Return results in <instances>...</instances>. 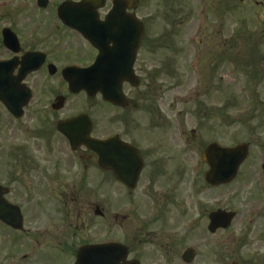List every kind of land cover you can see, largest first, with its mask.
I'll list each match as a JSON object with an SVG mask.
<instances>
[{
	"label": "rangeland",
	"instance_id": "rangeland-1",
	"mask_svg": "<svg viewBox=\"0 0 264 264\" xmlns=\"http://www.w3.org/2000/svg\"><path fill=\"white\" fill-rule=\"evenodd\" d=\"M170 5L175 12L162 17ZM205 6L209 8L207 12L203 8L197 13L201 10L199 0H159L154 5L148 2L147 9L135 11L146 19L147 14H152L147 20L151 29L148 33L160 35L158 42L163 46L160 51L146 53V61L159 71L145 76L146 144L138 139L135 142L147 151L151 142L164 148L167 158L161 160V165L167 168V174H160L157 184L149 189L152 165H147L131 195L101 175L93 181L70 182V191L78 186L81 194L87 195L82 197L83 217L77 225L72 214L62 211V225H36L64 244L62 254L46 249V258L54 255L57 264H73L79 244L113 240L126 245L129 258L139 259L140 264H161L165 250L156 249L162 246L163 235L171 237L173 248H187L194 243L193 264H218V260L233 264L239 259L253 263L264 255V247L257 246L261 243L256 237L252 239L256 227L264 228V0L256 5L208 0ZM196 41L200 42L201 55ZM82 99L71 97L64 113L85 108ZM93 105L92 110L83 111L98 114V103ZM110 109L106 107L102 113H110ZM176 125L184 134H176ZM164 126L170 128L166 130ZM102 127L113 126L104 122ZM105 133L100 130L95 135ZM213 142L223 147L248 143L249 154L233 183L208 189L203 181L207 167L201 163L200 154ZM91 182L95 183L94 190H90ZM111 191L115 195L113 206L109 201ZM154 192L156 196L149 197ZM216 199L221 208L236 214L225 234L206 230L205 210L213 207ZM94 202L106 212V220L93 217V209H86ZM115 212L130 219L127 217L118 229L114 225L109 232L107 225L112 224ZM140 230L152 237H144ZM146 242H152V246ZM50 246L47 243V248ZM149 250V255L156 256L142 257ZM33 263L39 264L37 260ZM238 263L248 262L234 264Z\"/></svg>",
	"mask_w": 264,
	"mask_h": 264
},
{
	"label": "flooded vegetation",
	"instance_id": "flooded-vegetation-1",
	"mask_svg": "<svg viewBox=\"0 0 264 264\" xmlns=\"http://www.w3.org/2000/svg\"><path fill=\"white\" fill-rule=\"evenodd\" d=\"M113 1L0 0L1 206L6 210H12V206L19 207L23 218L26 210L25 216L29 224L33 220V210L39 211L44 205L46 191L55 194L62 204V181L65 179L63 172L66 171L67 163H76L81 167V175L84 172L85 176L90 168L97 167L96 155L85 147L78 146L75 151L66 152L70 150L67 140L62 135V131L58 130V125H62V121L86 113L90 116L91 134L99 129L94 127L95 113L87 111L64 113L66 103L77 95L68 94L67 82L61 71L69 65L85 68L94 62L98 51L84 36H99L104 32V27L113 26L103 23L114 10ZM137 1L134 14L143 25L135 64V74L139 84L137 86L123 84L126 99L124 106L117 107L110 104L109 123L113 127L109 128L107 134L109 137L117 136L121 141L136 148L144 162L140 180L148 165V153L158 151L153 142H151V152H147L135 142L138 139L146 144L145 76L147 73L151 75L157 72L153 68L154 64L146 61V53L156 51L152 43L158 39L147 34V20L150 21L152 14H147L149 18L146 19L145 16L135 13L141 7L147 9L148 2L154 5L156 0ZM95 2L101 3L100 6L89 10ZM63 3L68 4L66 10H74V13H62ZM59 7H61L60 16L57 13ZM116 10L118 12L111 18L116 21L114 27H119V22L126 20V16L132 10L124 6V1ZM75 24L78 29L72 28ZM26 56L29 63L27 66L23 64ZM97 97L99 96L93 97L94 103H97ZM62 98L65 99L63 108ZM56 103L60 105L58 108L55 106ZM102 103L99 110H103L106 105ZM93 104L87 107L91 108ZM156 117L159 118V114ZM151 165L149 175L152 182H156L160 174L161 176L167 174V168H162L160 159H156ZM163 169H165L164 173ZM106 173L109 179H115L112 169H107ZM207 187L210 189L209 186ZM215 201L213 207H207L205 210L207 225L211 213L225 210L218 205L219 199ZM6 218L13 220L12 215ZM36 224L37 222H34L32 225ZM26 227L27 231L20 232L0 220V264H18L19 236L20 233L30 232L31 225ZM223 233L224 231L221 234ZM262 233L264 228L260 227H256L252 233V239L256 237L257 242L261 243L257 245L259 248L264 247ZM161 241L165 251H169L172 241L164 235ZM173 252L177 251L173 248ZM252 256H257V253ZM262 258L253 260V263L246 259L235 262L264 264Z\"/></svg>",
	"mask_w": 264,
	"mask_h": 264
},
{
	"label": "water",
	"instance_id": "water-1",
	"mask_svg": "<svg viewBox=\"0 0 264 264\" xmlns=\"http://www.w3.org/2000/svg\"><path fill=\"white\" fill-rule=\"evenodd\" d=\"M131 22H135L133 19ZM105 30V28L103 29ZM138 36L139 31L135 32L133 28L129 32L128 28L125 30V33L121 36L122 43L120 47L114 46L113 48H107L108 40H113L115 43L118 39V36L114 37V33L110 36H107L106 32H102L99 36H96L95 39L89 38L92 41V44L99 49V56L97 58V65L94 69L90 70L89 73H79L73 70H67L66 79L69 83V89L71 92H79L84 90L89 96L99 90L106 101H112L116 104H121L120 98V81L124 77L117 79V76L113 79L106 78L99 83H94V78L96 73L100 71L102 62H107V60L114 61H123L122 64L129 60L127 63L128 69L123 67L112 68L115 70V73L119 74L123 71H130L131 62L134 59L135 51L138 45ZM107 41L103 42L102 40ZM97 40V42H96ZM108 56L110 58H108ZM121 64V65H122ZM111 71V68L103 69L104 74H107ZM130 83H133L132 76L126 78ZM63 127V125H62ZM64 130V128H62ZM72 139V138H71ZM85 146L91 148L95 151L100 158L101 166L105 167L108 165V160L105 152L107 151L108 142H98L92 139L83 140ZM247 157V145L240 144L233 148H222L215 143L208 145L201 158L205 162L209 170L205 174V181L211 186H216L220 184H225L230 182L236 175L239 166ZM133 181L131 184H134ZM134 186V185H133ZM233 214L232 213H222L216 212L210 216L211 225H209V230L213 232L215 229L222 227L225 228L228 226ZM223 221V223H217V221ZM121 247L117 245H105L99 247H86L82 248L78 253L77 263L76 264H116L117 261L124 257V254L119 253Z\"/></svg>",
	"mask_w": 264,
	"mask_h": 264
}]
</instances>
